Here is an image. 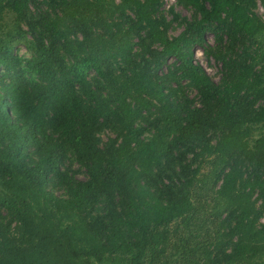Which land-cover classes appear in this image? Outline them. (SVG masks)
I'll use <instances>...</instances> for the list:
<instances>
[{
  "label": "trees",
  "instance_id": "obj_1",
  "mask_svg": "<svg viewBox=\"0 0 264 264\" xmlns=\"http://www.w3.org/2000/svg\"><path fill=\"white\" fill-rule=\"evenodd\" d=\"M163 1L0 0V264H264V20L256 0Z\"/></svg>",
  "mask_w": 264,
  "mask_h": 264
},
{
  "label": "rangeland",
  "instance_id": "obj_2",
  "mask_svg": "<svg viewBox=\"0 0 264 264\" xmlns=\"http://www.w3.org/2000/svg\"><path fill=\"white\" fill-rule=\"evenodd\" d=\"M170 5H173L174 10L180 13L181 15L190 18L191 11L177 5L174 0H164L162 10L166 12V10L170 7ZM256 6H257L255 9L256 13L261 17L262 20H264V8L260 4L259 0H256ZM180 30H181V26L173 25L171 28H169V34L176 35ZM205 40L208 43L214 44L213 36L209 32L205 34ZM14 51H16L17 54L24 53L26 56H28V53L25 51L24 45L21 43L15 45ZM193 61L195 63L201 64V66L205 69L207 74L214 81L219 80L220 64L217 63L213 58H207L202 53V49L199 46H195L193 48ZM188 95L189 97L194 98L195 96L194 89L189 88ZM102 137L105 138L103 135ZM211 161H212V157L206 158L205 161L201 164L200 173H199V178L207 183H205V185L197 183L190 190L193 203L197 205V207L194 208L195 210L191 214L196 224L200 226H198L197 228H195L194 226L193 229L188 233L187 244L190 247V251L188 252L198 253L199 255L201 253L200 248L202 243L206 240H210L214 236L215 231L217 229V219L212 217V215L210 214L212 202L209 197L211 193V181L209 175L211 174L213 169ZM78 176L82 178L83 174H79ZM236 264H242V263H236Z\"/></svg>",
  "mask_w": 264,
  "mask_h": 264
}]
</instances>
